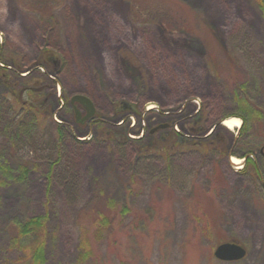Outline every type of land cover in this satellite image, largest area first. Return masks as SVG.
Returning <instances> with one entry per match:
<instances>
[{"label": "rangeland", "instance_id": "374dc122", "mask_svg": "<svg viewBox=\"0 0 264 264\" xmlns=\"http://www.w3.org/2000/svg\"><path fill=\"white\" fill-rule=\"evenodd\" d=\"M0 69V155L30 167L16 181L0 172V264L20 254L11 221L35 213H48L47 264H76L80 214L109 197L132 212L100 242L103 264L120 253L127 264H264V165L259 177L244 172L236 97L264 107L256 0H0ZM32 79L47 117L28 130L10 92L19 81L29 98ZM77 93L96 108L83 121ZM233 117L241 124L229 128ZM174 131L187 144L168 158L159 140ZM228 240L246 255L216 257Z\"/></svg>", "mask_w": 264, "mask_h": 264}, {"label": "trees", "instance_id": "16d2710c", "mask_svg": "<svg viewBox=\"0 0 264 264\" xmlns=\"http://www.w3.org/2000/svg\"><path fill=\"white\" fill-rule=\"evenodd\" d=\"M258 7L264 13V0H256ZM47 52L44 50L40 57H46ZM41 59V58H40ZM42 60V59H41ZM42 62V61H41ZM46 63V62H42ZM0 74H2L0 69ZM13 78H19L13 75ZM13 88L10 92V100H12V107L15 113L21 114L22 123L27 122L31 130L32 127L39 126L41 120H45L47 117L46 110L43 109L41 114L37 109L39 107V100L34 95L36 92V80L27 82V91L29 98L22 99L20 93L16 92L19 81H12ZM245 85V84H244ZM247 88L242 89V91ZM240 96V97H239ZM239 103L241 110L238 113L243 118V124L241 126L242 132L238 137V143L242 148L240 156L246 157L245 159V170L254 176H261V166L264 165V128H258L254 130V121L261 120L264 118V107L256 105L253 98L250 97L246 92L239 93ZM14 98V101H13ZM45 110V111H44ZM39 114L41 116H39ZM251 129V130H250ZM60 133H64V128L59 129ZM28 131L24 133L27 134ZM13 136L14 144L18 147L21 145H27V137L21 138L19 134ZM182 133L174 131V134L164 135L160 140L159 144L161 150L166 152V156L170 158L174 145L180 146L187 144L185 137L181 136ZM62 137V136H61ZM174 138V139H173ZM15 139V140H14ZM186 141V142H184ZM175 153V152H173ZM251 153H260L262 157L261 164L251 155ZM164 154V153H163ZM61 159L54 161L56 165ZM55 169V167H54ZM30 167L25 161H20L17 167H12L9 163L2 160L0 155V172L3 175L4 181L19 180L23 177H27ZM201 211H203L201 209ZM132 212V206L129 204L118 203L113 197H109L107 200V209H96L89 208L82 211L78 221V245H77V256L75 258L76 264H88L93 262L94 264H103L102 252L100 248V242L108 237L109 227L111 228L114 220L119 215H125ZM10 224L12 234L9 238L10 247L18 250L20 254L11 259L10 264H47V243H48V213H35L23 218L16 217ZM212 222L209 218L208 224ZM217 224V222H216ZM206 229V228H205ZM207 230V229H206ZM221 240H225L221 238ZM120 264H127V257L122 253L119 255Z\"/></svg>", "mask_w": 264, "mask_h": 264}, {"label": "water", "instance_id": "95a60500", "mask_svg": "<svg viewBox=\"0 0 264 264\" xmlns=\"http://www.w3.org/2000/svg\"><path fill=\"white\" fill-rule=\"evenodd\" d=\"M76 101L79 102L80 104H83L84 107L86 108V113L82 115L81 111L75 105L76 115L79 120L83 121L84 119L89 118L94 114L96 108L92 99L89 96L85 94L77 93L72 97V102L75 103ZM246 253H247L246 246H244L238 240L223 241L219 243L214 250L215 256L223 260L240 259L243 258L246 255Z\"/></svg>", "mask_w": 264, "mask_h": 264}, {"label": "bare ground", "instance_id": "6f19581e", "mask_svg": "<svg viewBox=\"0 0 264 264\" xmlns=\"http://www.w3.org/2000/svg\"><path fill=\"white\" fill-rule=\"evenodd\" d=\"M225 125L228 126L229 128L237 127L241 124L240 118H228L224 121ZM233 162L239 163L240 159L238 157L233 156L232 157ZM231 160V161H232Z\"/></svg>", "mask_w": 264, "mask_h": 264}, {"label": "flooded vegetation", "instance_id": "af4514ba", "mask_svg": "<svg viewBox=\"0 0 264 264\" xmlns=\"http://www.w3.org/2000/svg\"><path fill=\"white\" fill-rule=\"evenodd\" d=\"M82 106H83V108H85L83 104H82ZM85 110H86V108H85Z\"/></svg>", "mask_w": 264, "mask_h": 264}]
</instances>
